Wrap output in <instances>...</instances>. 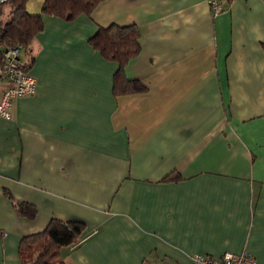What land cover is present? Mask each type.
<instances>
[{"label":"crops","instance_id":"1","mask_svg":"<svg viewBox=\"0 0 264 264\" xmlns=\"http://www.w3.org/2000/svg\"><path fill=\"white\" fill-rule=\"evenodd\" d=\"M220 1L216 15L209 0L43 15L35 92L0 116V264H21L20 238L52 217L85 223L60 249L70 264H192L225 251L264 264V2ZM110 24L138 28L123 72L144 91L113 94L117 63L88 42Z\"/></svg>","mask_w":264,"mask_h":264},{"label":"trees","instance_id":"2","mask_svg":"<svg viewBox=\"0 0 264 264\" xmlns=\"http://www.w3.org/2000/svg\"><path fill=\"white\" fill-rule=\"evenodd\" d=\"M29 0H4L0 3V58L5 48H17L24 67L34 63L33 44L36 35L44 28L43 15L48 14L71 21L81 14L90 15L102 0H43L38 12L27 10ZM139 30L135 25L110 24L98 27L88 38L89 44L103 58L117 63L113 74V94L144 91L142 83L124 75L127 62L140 51ZM17 213L27 218L36 214L34 204L27 201L14 203ZM85 223L79 219L67 221L52 217L38 232L23 235L18 243L21 264H70L66 263L60 249L76 241Z\"/></svg>","mask_w":264,"mask_h":264},{"label":"built area","instance_id":"3","mask_svg":"<svg viewBox=\"0 0 264 264\" xmlns=\"http://www.w3.org/2000/svg\"><path fill=\"white\" fill-rule=\"evenodd\" d=\"M209 4L213 15L224 11L220 0H209ZM36 83V77L24 67L18 49L5 48L0 58V116L8 118L13 98L33 94ZM192 264H255V259L247 251H225L218 256L195 253Z\"/></svg>","mask_w":264,"mask_h":264},{"label":"rangeland","instance_id":"4","mask_svg":"<svg viewBox=\"0 0 264 264\" xmlns=\"http://www.w3.org/2000/svg\"><path fill=\"white\" fill-rule=\"evenodd\" d=\"M29 8L27 7V10L29 12H32V13H35V12H38V10H40L41 8V0H29ZM32 9V10H31Z\"/></svg>","mask_w":264,"mask_h":264},{"label":"water","instance_id":"5","mask_svg":"<svg viewBox=\"0 0 264 264\" xmlns=\"http://www.w3.org/2000/svg\"><path fill=\"white\" fill-rule=\"evenodd\" d=\"M4 0H0V3H2Z\"/></svg>","mask_w":264,"mask_h":264}]
</instances>
